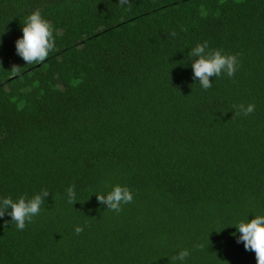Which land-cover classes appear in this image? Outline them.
Here are the masks:
<instances>
[{"label":"trees","instance_id":"trees-1","mask_svg":"<svg viewBox=\"0 0 264 264\" xmlns=\"http://www.w3.org/2000/svg\"><path fill=\"white\" fill-rule=\"evenodd\" d=\"M118 3L0 0V199L50 192L23 231L0 218V264H257L234 226L264 215V0ZM37 9L55 49L26 64ZM205 41L240 65L208 90L188 55ZM115 185L119 213L96 195Z\"/></svg>","mask_w":264,"mask_h":264},{"label":"clouds","instance_id":"clouds-1","mask_svg":"<svg viewBox=\"0 0 264 264\" xmlns=\"http://www.w3.org/2000/svg\"><path fill=\"white\" fill-rule=\"evenodd\" d=\"M118 4L121 7L128 5V10L131 9L130 0H119ZM22 32L23 36L16 41V51L26 64L42 63L47 59L50 52L54 51V27L50 21L42 16L39 9L33 11L26 18ZM170 35L175 37L177 34L173 31ZM188 55L192 62L193 78L199 81L204 90L212 87L211 78L221 77L224 74L232 78L240 66L238 54H224L219 49H208L207 41L197 44L189 51ZM233 109L235 115L248 116L255 111V105H233ZM49 194V191L43 190L30 199L26 196L20 197L18 201H14L11 197L0 199V218L5 215L11 216L12 219L9 222H14L17 229L23 231L26 225L40 214L41 205ZM66 195L69 204L74 205L78 202L74 186L68 187ZM96 195L101 205H107V210L116 213L122 211V205L132 203L134 200L130 188L121 185H115L106 195L100 193ZM234 227L240 234L238 242H243L246 250L255 253L257 264H264V215H256L254 219L240 222ZM82 231L83 227L81 226L75 228L77 235ZM195 247L203 250L204 245L200 244ZM189 255V250L185 249L171 259L183 262Z\"/></svg>","mask_w":264,"mask_h":264}]
</instances>
